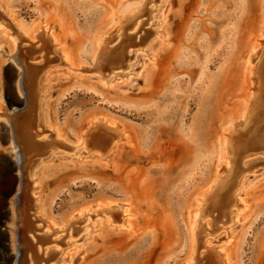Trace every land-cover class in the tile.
I'll list each match as a JSON object with an SVG mask.
<instances>
[{"label": "rangeland", "instance_id": "obj_1", "mask_svg": "<svg viewBox=\"0 0 264 264\" xmlns=\"http://www.w3.org/2000/svg\"><path fill=\"white\" fill-rule=\"evenodd\" d=\"M138 1L0 0V264H18L19 225L25 235L30 227L35 238H45L46 245L58 243L54 264H184L192 213L200 210L196 199L215 172L223 176L248 165L236 191L244 203L238 219L229 224L217 210L201 215L206 224L198 230L189 264H208L206 238L228 254L231 264H264V142L243 151L230 148L226 170L221 141L231 120L233 129L251 141L264 132V122L250 118L264 112L259 72L252 79L256 92L245 121L235 119L247 100L249 66L264 46L247 61L262 33L264 38V0H145L134 25L114 30L119 15L131 12ZM38 22L49 25L55 41L36 31ZM17 27L27 36L13 34ZM128 34L139 49L128 46L131 57L115 66L109 49L116 50ZM28 35L37 37L32 41ZM103 35L104 67L86 69ZM62 52L68 65L59 59ZM22 61L30 72L53 64L45 80L44 124L34 130L39 142L56 134L65 139L63 150L50 152L34 168L43 218L59 226L89 205L120 203L119 222L115 215L108 217L109 224L103 212L90 213V220H103L84 228L83 216L74 217L54 238L56 230L45 234L43 222L17 195L20 173L11 144L17 137L26 153V137L19 133L24 108L16 112L15 127L2 108L18 109L24 101ZM97 116L128 134V141L103 161L94 158L86 142L72 144ZM127 219L129 228L111 227H125ZM68 232L75 240L71 245Z\"/></svg>", "mask_w": 264, "mask_h": 264}, {"label": "bare ground", "instance_id": "obj_2", "mask_svg": "<svg viewBox=\"0 0 264 264\" xmlns=\"http://www.w3.org/2000/svg\"><path fill=\"white\" fill-rule=\"evenodd\" d=\"M145 0H139L138 4L134 7V9L131 12L128 13H123L119 15L117 21L113 25L114 30L120 29L121 27H128L130 23L132 22L133 25L136 23L134 21L137 16L140 17V11L143 9V4ZM148 9V8H147ZM0 18L2 16L0 15ZM1 25V23H0ZM2 26V25H1ZM37 30L38 32L41 33V36L45 38V40L48 41V38L51 39L52 41H55L53 38V34L51 35L50 30H49V25H44L41 22H38L37 25ZM48 26V27H47ZM5 28V27H4ZM13 34H16L17 37H20L21 35H26L24 34V31L21 30V28L17 27L12 30ZM111 32H108V35ZM106 35V34H105ZM118 35V34H117ZM116 35V36H117ZM53 36V37H52ZM29 37V35H28ZM37 36L35 35H30L29 39L34 41ZM13 43L15 45V38L11 36ZM145 38V37H143ZM104 39L105 36L100 37L96 41V46L94 48V55H93V60L91 64H88L86 66V69H90L91 67H94V69L97 70H102L104 67L102 62H101V57H102V51L104 47ZM136 39V37H135ZM50 40V42H51ZM107 40V39H106ZM37 41V40H36ZM122 41V40H121ZM134 41V42H133ZM141 41V40H140ZM106 43V41H105ZM55 44V42L53 43ZM264 45V38H263V33L261 35L260 41L256 43V45L251 49V51L247 55V61L250 62L251 57H254V54L258 49L260 48V45ZM140 44L138 41L136 42L133 38H130V35H126L125 38H123L121 46L117 47L116 50L110 48L109 50L112 51L113 54H111L108 59L109 61L116 66V64H121L125 62L127 59L131 57V54L133 51L128 54L130 51L126 50L128 46H132L133 48H138ZM20 48V46H18ZM259 47V48H258ZM17 46H14V51L19 50ZM107 47L106 49H108ZM142 48V45H141ZM22 51V50H21ZM53 51V50H52ZM106 51V50H105ZM110 51V52H111ZM115 51V52H114ZM109 52V51H108ZM106 53V52H104ZM68 57V56H67ZM67 57L65 56V53L59 54V59L64 62V64H67ZM106 57V55H105ZM256 62L254 65L249 66V75L251 77V81H249L248 87V96L247 100L245 102L243 110L239 113L236 118H242L243 123L246 118V114L248 113L250 104L252 103V99L254 98V92H256V87L255 83H252V79H255V81L258 79V76L256 75L257 72L261 73L263 76L262 78L264 79V46L263 48L259 49L258 55H256ZM19 59V58H18ZM21 59V58H20ZM16 61V60H15ZM20 61V60H19ZM69 61V60H68ZM71 62V61H70ZM23 69H24V80L20 81V90L24 96V106L19 107L16 109L15 107L13 108H7L4 107L2 108V113L4 114L5 118L10 121V123L13 126V119L16 117V112L19 109L24 108V122L22 123V126L20 127L19 125V133L23 134V136L26 137V153L24 154L23 150L20 147V144L17 141V137H13L12 140V150L15 152V157L17 160L18 164V171L20 175L18 187H17V195L22 194L25 200L26 208H31L33 210V213L37 217V220L42 221V228L44 229V233L48 234L50 233V228L55 229L56 231V236L54 238H59L60 234L58 235V232H61L66 224L69 225L72 218L74 217H79L83 216V222L87 221L84 224V228H87L89 225L90 226H96L98 223L101 222L103 219L99 218H92L91 220L89 219L90 213H95V212H103V215L106 216L107 218L109 216H117L115 217V221L119 222L120 221V213L122 212L119 209V204L120 203H113L112 208L109 205L108 207H98L94 208L95 206L89 205L87 210H82L78 212L79 215H76V213L70 214L64 221L62 225H57L51 222L49 219H45L42 216L41 213V207H40V201L38 198V184L36 183L35 179H33L34 175V168L35 166L40 163L50 152L54 150H63L64 144L62 141H65V139L62 138V136H58L57 134L54 135V137L49 138L48 136H44V139L41 140V142L37 141V135L36 132L37 130H34L38 125H42L43 123V116H44V110H45V105H46V97H45V80L48 77V73L50 71V67L53 66V64H46L45 66H40L36 67L35 70L32 72L27 69L25 66L26 63L23 61L21 62ZM129 64V63H128ZM126 64V65H128ZM19 65V64H18ZM28 65V64H27ZM68 65V64H67ZM125 65V66H126ZM21 66V65H20ZM73 66V65H72ZM70 66V67H72ZM118 66V65H117ZM111 67V66H110ZM94 69L92 71H94ZM68 71L70 70L67 69ZM30 72V73H29ZM255 74V75H254ZM97 78L101 83L104 85L107 83V79H102L99 75H97ZM19 81V80H18ZM254 88V89H253ZM252 89V90H250ZM263 109V106H262ZM264 111V110H262ZM251 116V115H250ZM253 121L255 120H261L264 122V112L261 114L253 112L252 116L250 117ZM252 121V122H253ZM250 122V123H252ZM264 124V123H263ZM98 125H101L98 127ZM117 124H114L112 122L106 121L103 118L96 117L92 120H90L83 129L82 133L79 134L80 136L78 137V140L73 144V146H78L82 144L83 142L85 144L90 145V150L94 153V158H96L100 161H103L107 158L108 154L115 149H117L120 145L123 143H126L128 141V134L121 128L116 126ZM250 125V124H249ZM47 128L50 131H53L54 129L48 124L46 125ZM95 126V127H94ZM260 126V125H259ZM15 127V126H13ZM12 129V128H11ZM34 130V131H33ZM16 134L18 132H15ZM84 133H86L84 135ZM14 135V134H13ZM18 135V134H17ZM39 138V137H38ZM49 139L46 141L45 139ZM88 139V140H87ZM233 139V140H232ZM262 140L264 142V132L261 134V136L257 137V139L251 141L249 137H246L245 135L243 136V133L236 132L233 129V121L231 120L228 127L223 131L222 133V150H223V161L222 164H225L227 166L228 164V157H227V151H230V148L234 150H244L250 146H255L257 143H259ZM232 142V143H231ZM23 143V144H24ZM70 143V142H69ZM74 148V147H73ZM82 151H84L85 146H81ZM87 148V147H86ZM100 151V152H99ZM99 152V153H96ZM30 158V159H28ZM28 161V167L26 166V162ZM233 159V158H231ZM97 160V161H98ZM234 166V165H233ZM249 166V165H248ZM247 166V167H248ZM245 167V168H247ZM245 168L241 167H232L230 168L229 172L223 176H218V172L214 174L213 180L210 181V183L207 185V188L205 191L200 195L199 200L196 199V202L199 201L200 205H197L200 207V210L198 213L194 211L192 213V218L190 222V238H191V245H190V252L188 256L184 260V264H189V261L191 258H194L196 255V250H197V238H198V230L200 226L205 225L206 223L200 222V216L203 214H207L210 210H217L219 215H225L227 216L226 222L231 224L234 223L239 215L242 207L244 206L243 204V199L241 198L240 195H237L236 191L239 189L241 182H242V172L244 171ZM229 169V165L226 167V170ZM218 170V169H216ZM239 173V174H238ZM238 174V178H234V175ZM18 195V196H19ZM19 203V202H18ZM21 203V202H20ZM17 204V203H16ZM22 204V203H21ZM98 204V203H97ZM96 205V204H94ZM231 206H233L231 209H229ZM19 208V207H18ZM197 210V208H196ZM127 214V212L125 213ZM86 215V216H85ZM98 214L95 213V217ZM18 216V215H17ZM42 216V217H41ZM99 216V215H98ZM105 217V219H106ZM102 218V217H101ZM104 219V220H105ZM109 219V220H108ZM106 219L110 224V218ZM92 222V223H91ZM209 224V222H207ZM20 226V237H19V244L17 246V262L18 264H40L38 261H43L46 260L48 264H54V261L58 259V243H54L56 245L54 246H49L46 245L48 244L46 239L43 237H38L35 238L34 235H32L31 228L27 229L28 235L24 234L23 227ZM130 222L127 219L125 227L122 225H112L111 227L116 228V229H124V228H129ZM206 229V227H203ZM211 229V228H209ZM23 233V236H21ZM209 234V232H208ZM67 240L66 243L72 244L75 242V240L72 238V233L68 232L66 234ZM18 238V237H17ZM206 244L204 245L206 248L205 252L207 253V261L208 264H231L228 254L224 253L222 249L216 250L214 249L213 245L211 244L210 239H205ZM32 242L36 244V250L32 251ZM65 244V243H64ZM203 244V243H202ZM216 248H219L216 246ZM31 250V252H30ZM50 254V255H49ZM205 255V254H204Z\"/></svg>", "mask_w": 264, "mask_h": 264}, {"label": "water", "instance_id": "obj_3", "mask_svg": "<svg viewBox=\"0 0 264 264\" xmlns=\"http://www.w3.org/2000/svg\"><path fill=\"white\" fill-rule=\"evenodd\" d=\"M24 103H25V101H23V103H22V105L20 107H23L24 106Z\"/></svg>", "mask_w": 264, "mask_h": 264}]
</instances>
